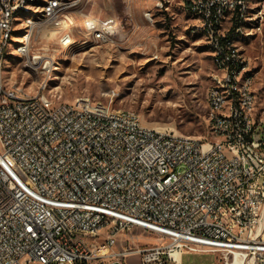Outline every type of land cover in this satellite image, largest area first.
<instances>
[{"label":"built area","instance_id":"obj_1","mask_svg":"<svg viewBox=\"0 0 264 264\" xmlns=\"http://www.w3.org/2000/svg\"><path fill=\"white\" fill-rule=\"evenodd\" d=\"M1 1L4 51L9 19L28 0ZM184 4L198 27L211 30L213 51L230 58L234 96L246 66L231 54L223 23L238 6L243 13L242 0ZM78 5L61 1L44 24L31 23L25 57L32 65H51L52 54L40 56L42 40L75 39L64 13L83 17L85 40L92 30L118 34L115 16L85 15ZM244 87L245 106L235 100L229 115L233 133L217 113L225 138H193L146 127L137 112L112 116L115 108L90 98L43 103L46 83L35 99H22L23 88L4 91L0 79V264H126L129 254L140 264H182L196 253H213L220 264H264V104L252 111L257 94L249 80ZM207 97L215 112L221 100ZM135 227L160 234V243L115 250Z\"/></svg>","mask_w":264,"mask_h":264},{"label":"rangeland","instance_id":"obj_2","mask_svg":"<svg viewBox=\"0 0 264 264\" xmlns=\"http://www.w3.org/2000/svg\"><path fill=\"white\" fill-rule=\"evenodd\" d=\"M77 10L100 18L115 16L120 24L118 34L103 44L91 35L90 41L85 40L83 17L64 13L66 22L75 23L76 27H70L74 42L61 46L52 37L38 44V49L48 48L55 56L51 71L43 73L40 66L30 68L23 58L9 53L2 73L5 85L21 87L34 96L46 83V95L53 101L90 98L114 110L137 112L146 127L212 138L207 93L214 85L213 75L222 76L223 72L212 64L216 62L211 31L197 26L184 0H79ZM242 12L227 13L223 33L231 32V51L245 63L243 75L252 77L261 106L264 0H242ZM199 21L206 19L199 17ZM145 26L160 34L158 45L148 38ZM160 241V234L135 227L118 237L114 249L153 246ZM125 261L140 264V257L129 254ZM182 264L220 263L213 253H196L185 255Z\"/></svg>","mask_w":264,"mask_h":264},{"label":"bare ground","instance_id":"obj_3","mask_svg":"<svg viewBox=\"0 0 264 264\" xmlns=\"http://www.w3.org/2000/svg\"><path fill=\"white\" fill-rule=\"evenodd\" d=\"M61 1H63V4H66V5H74V3L71 0L69 1L28 0L27 7L17 8L15 15H12V17H10L9 19L10 34L6 35V44L4 46V51H2V45L4 42V27H2V20L5 17V9L3 5V1L0 0V55L2 51V56H0V79L2 80V85H4V91H17V86H8V85H5L3 82L2 73L4 70V63L6 61V55H8L9 53H13L23 58L30 67L38 68L40 65H32V57H25V46L27 44V34H30L31 31H33V24L31 23L44 24L46 21H48V12H49L50 7H52L53 5L57 3H61ZM199 17L206 19V14H199ZM90 35L95 41L101 44L107 43L111 39V38L99 37V30H92V33H90ZM73 42H74L73 40L68 41V44H66L65 46H68L72 44ZM47 50L48 48L40 49V56H49L51 53H48ZM231 54L235 56V59L237 62H241L238 56H236L234 51H231ZM214 60L215 62L219 61L218 66L222 70L223 75L222 76L213 75L214 85L212 86L208 94L217 96V98L220 99L221 102L219 104H215V112H214L212 98L208 97L207 103H208V108H209V122L211 123L212 138H225V134H221L218 132L217 113H221V123L227 124L226 133H233V131L235 130V123H229V115L234 114L235 100H236L237 106H245V87L244 85H246V83L249 80V89H254V86H253L252 78L248 75L244 76L242 72L238 75V77L234 79V96H232V93L230 92V88L228 87V82H230L232 78L230 58H228L227 56H220L219 58V54L215 52ZM54 62H55V56L52 54V62H51V65L48 66V71L43 70L42 68V72L43 73L50 72ZM41 91H42V85L40 87L39 92ZM22 99H35V95L30 96L23 90ZM51 101L53 100L47 95L43 96V103H51ZM53 102L66 103V102H58V101H53ZM258 104L259 103L257 101V98H252V111L260 110L261 106ZM122 113L133 114L136 112L132 110H126V109L124 110L123 109H120V110L112 109V116H119V114H122ZM172 256L175 261L179 262L180 260L179 252L174 251Z\"/></svg>","mask_w":264,"mask_h":264},{"label":"crops","instance_id":"obj_4","mask_svg":"<svg viewBox=\"0 0 264 264\" xmlns=\"http://www.w3.org/2000/svg\"><path fill=\"white\" fill-rule=\"evenodd\" d=\"M147 26L150 27V25H147ZM147 26H145V28H146L145 32L147 33L148 38H150L151 41H153L155 45H158L159 41H160V34L158 32H156V30L154 31L153 28H149ZM182 261H183V258H182Z\"/></svg>","mask_w":264,"mask_h":264},{"label":"trees","instance_id":"obj_5","mask_svg":"<svg viewBox=\"0 0 264 264\" xmlns=\"http://www.w3.org/2000/svg\"><path fill=\"white\" fill-rule=\"evenodd\" d=\"M239 8H240V6L237 7V13H238V14H239V12H238V9H239ZM238 14H237V15H238ZM232 31L234 32L235 30L232 29ZM231 37H232V35H231Z\"/></svg>","mask_w":264,"mask_h":264},{"label":"water","instance_id":"obj_6","mask_svg":"<svg viewBox=\"0 0 264 264\" xmlns=\"http://www.w3.org/2000/svg\"><path fill=\"white\" fill-rule=\"evenodd\" d=\"M111 264H120L119 262H113V263H111Z\"/></svg>","mask_w":264,"mask_h":264}]
</instances>
